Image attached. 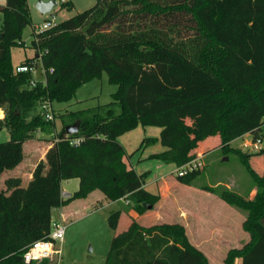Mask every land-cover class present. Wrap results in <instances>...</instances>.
<instances>
[{
    "label": "trees",
    "instance_id": "16d2710c",
    "mask_svg": "<svg viewBox=\"0 0 264 264\" xmlns=\"http://www.w3.org/2000/svg\"><path fill=\"white\" fill-rule=\"evenodd\" d=\"M65 1L62 5L66 6ZM0 175L23 158V142L37 131H50L39 110L42 101H67L76 88L106 72L117 84L105 104L74 112L76 132L63 127L39 161L27 186L20 178L0 189V264L25 263L30 243L47 237L52 210L75 198L101 193L100 203L127 200L129 210L143 213L160 195L145 187L149 171L138 173L125 159L119 137L138 125L159 128L144 136L137 149L158 141L161 151L147 159L180 166L198 155L199 142L217 136L219 148L236 154L255 186L252 197L223 187L219 197L243 210L250 239L232 250L227 264H264V164L253 166L255 153L232 147L246 133L259 138L264 124V0H95L43 31L33 30L35 54L19 64H41L44 80L17 72L10 49L23 44L31 23L27 0L0 4ZM81 137L78 145L70 140ZM136 149V150H137ZM201 168L175 175L193 183ZM78 178L69 198L60 196L63 180ZM206 189L214 191L212 187ZM122 210L108 216L116 229ZM239 257L238 263L234 258ZM104 264H208L178 223L142 225L132 219L113 235Z\"/></svg>",
    "mask_w": 264,
    "mask_h": 264
},
{
    "label": "rangeland",
    "instance_id": "374dc122",
    "mask_svg": "<svg viewBox=\"0 0 264 264\" xmlns=\"http://www.w3.org/2000/svg\"><path fill=\"white\" fill-rule=\"evenodd\" d=\"M38 1L47 0H27L31 23L26 25L22 32L23 44L12 46L10 49L13 65L35 54L30 46L32 33L44 19L54 17V21L58 23L77 12L90 8L95 3V0H54L56 5L51 11L40 13L35 6ZM65 1L69 2L66 6L62 5ZM0 2H3L0 3L2 5L5 0ZM116 88L117 84L110 82L106 72H102L99 76L79 85L71 99L52 101L53 121L50 131H37L33 138L24 141L23 159L18 167L6 170L0 175V189H5L4 178L7 176H19L22 186H26L28 183L26 172L32 168L38 157L36 145L39 140L41 138L52 140L63 127L74 122L75 111L110 102ZM1 117H3V109L0 106ZM156 128L138 125L119 137L126 152L125 159L133 168L137 163L146 160L143 157L138 160L142 153L146 154V151L156 149L160 145L156 141L137 149L144 136L158 135L155 132ZM8 136V130L0 127V142L7 140ZM259 138L261 149L264 148V124L259 131ZM210 140L211 145L200 150V154L203 155V166L189 186L175 180L174 173L170 172L171 165L157 169L158 162L149 160L151 162L146 165V168L151 169L152 175L149 173L145 182H150L147 184L148 190L158 193L160 197L143 213L138 214L129 210L124 199L100 203L102 195L97 191L85 198H75L68 202L63 209L64 211L71 209L72 212L63 216L66 227L62 241L56 244L59 254L49 259V264H104L111 238L115 233L127 228L132 221V216L142 225L162 222L181 224L189 242L204 253L208 264H227L226 259L229 253L240 249L250 239V234L243 226L245 212L223 201L217 191L227 187L240 195L252 197L256 188L239 157L219 148L217 136H212ZM252 141L253 135L247 133L233 139L230 145L239 147L242 151L255 153L257 150H254L251 144L244 145ZM252 162L254 168L260 169L259 166L264 164V153L253 156ZM143 168L144 165L136 167V170L143 172ZM155 171L157 175H154ZM156 177L158 181H155ZM78 183L79 180L75 177L63 180L60 190L72 194L78 189ZM205 186L212 187L214 191L206 189ZM118 209L122 210V214L116 229H112L108 224V216ZM58 216L59 208H54L52 218H58ZM239 261V257L234 258L235 263Z\"/></svg>",
    "mask_w": 264,
    "mask_h": 264
},
{
    "label": "built area",
    "instance_id": "2783aa9c",
    "mask_svg": "<svg viewBox=\"0 0 264 264\" xmlns=\"http://www.w3.org/2000/svg\"><path fill=\"white\" fill-rule=\"evenodd\" d=\"M57 22L54 21V17L52 18H46L42 21L40 25L37 27V31H43L45 29L51 28L56 26ZM37 65L34 66H27V65H16L15 70L17 72H23L28 71L32 74V80L31 84H34L35 80V71H36ZM43 72V70H42ZM44 74V72H43ZM39 110L42 112L44 117L48 120L53 119V112H52V105L51 102L48 100L42 101L39 104ZM81 141V137H75L70 140V143L73 145H78ZM260 138H257L256 140L252 141L251 143H244V145L251 144L254 150L260 149ZM202 154H198L194 158L190 159L189 161L185 162L184 164L180 166H176L173 170V173L175 175H183L186 174L192 170L199 169L203 166L202 162ZM60 196L63 199L69 198L71 196V193L60 190ZM127 203V200H125ZM65 224L63 221V218H52L50 223V230L45 238L37 239L30 243L28 247L25 249L23 253V259L25 263L30 262H39L43 259H52L54 255L59 254V249L56 248L57 242H61L65 233Z\"/></svg>",
    "mask_w": 264,
    "mask_h": 264
},
{
    "label": "crops",
    "instance_id": "0c3cea01",
    "mask_svg": "<svg viewBox=\"0 0 264 264\" xmlns=\"http://www.w3.org/2000/svg\"><path fill=\"white\" fill-rule=\"evenodd\" d=\"M0 3H3V2H0ZM20 63V62H19ZM19 63H17L16 65H19ZM15 65V66H16ZM156 131V133H159V128H156L155 129ZM42 132V131H41ZM247 134V133H246ZM210 138L211 137H208V138H206L205 140H203V141H201V142H199V145H198V147L196 148V151H198V153L200 154V150H201V148H204L205 146L207 147V146H210L211 145V143H212V141L210 140ZM56 141V137H54L52 140H50L49 138H41L40 140H39V143H37V145H36V148L38 149V157L36 158V161L34 162V164L32 165V168L31 169H29L27 172H26V175H27V178H28V183H29V181L31 180V178H32V172H33V170H34V168H35V166H36V164L39 162V161H43V160H45V154H46V152H47V150L53 145V143ZM24 143V142H23ZM220 147V146H219ZM163 149V147L161 146V145H159L156 149H153V150H148V151H146V154H141L140 156H139V158H138V160L139 159H141V157H143V159H146L144 162H142V163H137L136 164V166H134V169L136 170V167H141L142 165H144V171H146V170H148L149 171V173H150V171H151V169L150 168H146V165L147 164H149V162H151V161H149V160H154V161H156V162H158L157 163V165L156 166H158L157 167V169H159L160 167H164V166H167V165H171L172 166V168H171V171L170 172H172L173 173V170H174V168H175V165L174 164H172V163H163V162H161V161H158V160H156V159H147V156L149 155V154H151V153H154V152H158V151H161ZM24 155V154H23ZM23 159V158H22ZM130 160H132V158H130ZM22 161V160H21ZM19 165V164H18ZM18 165H16L15 167H13V168H10V169H14V168H16V167H18ZM10 169H6V170H10ZM6 170H4V171H6ZM3 171V172H4ZM137 171V170H136ZM2 172V173H3ZM138 173H141V172H139V171H137ZM1 173V174H2ZM149 175H152V173H150ZM154 175H157V171H155V174ZM165 175V174H164ZM175 175V174H174ZM8 178H20L19 176H7V177H5L4 178V184H5V180L6 179H8ZM176 180V179H175ZM155 181H158V178L156 177L155 178ZM152 182V181H151ZM22 182H21V180H20V185H22L21 184ZM27 183V184H28ZM148 183H150V182H145V187L147 188L148 187ZM184 185H186V184H184ZM27 186V185H26ZM189 186V185H188ZM3 190H7V188H6V184H5V189H3ZM120 200H123V199H120ZM125 200V199H124ZM72 212V210L70 209V210H68V211H64V209H63V207H60L59 208V216H58V218L59 217H61V218H63V216L65 215V214H68V213H71ZM132 216V215H131ZM133 218L132 219H134V216H132ZM135 218H136V216H135ZM131 219V220H132ZM195 221H196V219H194Z\"/></svg>",
    "mask_w": 264,
    "mask_h": 264
},
{
    "label": "water",
    "instance_id": "95a60500",
    "mask_svg": "<svg viewBox=\"0 0 264 264\" xmlns=\"http://www.w3.org/2000/svg\"><path fill=\"white\" fill-rule=\"evenodd\" d=\"M54 5H56V2L54 0H47V1H38L35 6L40 13H46L51 11ZM35 78L37 80H44V74L42 72V66L40 63L37 64L35 71ZM78 128H79V119H76L73 123L65 127V131L67 134H71L76 132Z\"/></svg>",
    "mask_w": 264,
    "mask_h": 264
}]
</instances>
